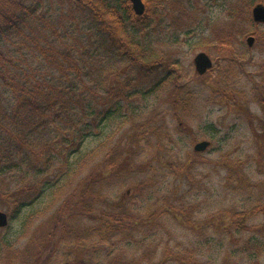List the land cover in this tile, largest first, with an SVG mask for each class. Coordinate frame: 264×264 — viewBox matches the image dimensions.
I'll use <instances>...</instances> for the list:
<instances>
[{
	"label": "trees",
	"instance_id": "trees-1",
	"mask_svg": "<svg viewBox=\"0 0 264 264\" xmlns=\"http://www.w3.org/2000/svg\"><path fill=\"white\" fill-rule=\"evenodd\" d=\"M143 1L145 10L139 15L129 0H60L68 7L71 18L74 13L84 17L86 30L72 24L70 27L75 31L69 35L62 22L68 17L57 15L56 11L50 13L49 0H0V177L11 171L30 174L39 159L48 165L59 163L67 173L72 170V164L82 158L77 155L72 159L73 155L80 154L88 138L99 137L113 116L128 120L131 115L134 119L137 106H132L129 96L137 93L135 84L141 79L130 74L119 77L117 68L111 66L116 62L128 64L129 71L138 69L141 78L156 73L157 79L149 88L151 91L166 81L174 84L179 75L177 59L166 60L157 50L147 47L145 35L142 36L154 16L151 0ZM252 4L255 3L251 1L246 7L251 5L252 8ZM244 18L258 24L252 19L251 9ZM247 32L249 30H239L241 36ZM232 37L230 32L225 33L222 38H217L216 46L219 49L236 46L239 56L243 42L235 43ZM101 48L105 57L100 56ZM75 50L79 52L74 53ZM112 79L114 85H110ZM184 100L189 105L187 99ZM174 115L178 117L176 113ZM133 128L132 137L138 138L148 132L141 131L138 121ZM145 138L151 142L148 136ZM196 139L194 136L193 140ZM166 140L170 142L168 138ZM163 147L159 145L157 149ZM96 151L90 149L85 155L93 156ZM193 151L195 157L201 153ZM151 159L144 157L134 164L138 168L148 166L150 171L145 178L142 176L128 185L131 188L129 194L120 190L114 195L113 192L102 194L109 205L115 206L112 210L87 202L86 197L95 194L91 191L92 183L86 187L80 201H71L74 194L68 192L61 202L62 210L58 209L49 217L52 228L42 242L54 237L57 246L63 245L61 248L69 253L65 252L62 260L71 264H142L140 258L130 254L129 245L136 241V230L145 227V264H263L264 241L259 237L253 241L252 237L243 239L244 231L255 227L247 225L246 221L250 215L261 212V203L240 211L226 207L214 209L215 215L228 219V224L222 228L234 240H240L232 249L223 241L213 245L211 236L206 240L213 248L207 249L193 239L170 246L168 240L162 239L165 231L150 232L156 225L153 221L162 214L172 215L174 219L180 215L189 221L186 206L197 205L190 203V198L185 195L174 194L164 179L168 173H163V179L156 177L155 170L150 167ZM110 160H107L108 166H117ZM187 163L184 160L179 165L171 164L173 178L177 177L178 170L188 169ZM100 168L89 171L86 178H95ZM186 174L188 179H194L191 171ZM35 183L13 192L11 218L42 196L44 187ZM118 183L119 187L123 184ZM155 196H161V203L153 211H140V206ZM107 203L105 206L108 207ZM77 215L80 217H75ZM87 217L89 222L84 220ZM45 222L48 223L47 219ZM42 242L33 244V253L20 254L15 250L7 264H38L45 248ZM9 244L4 241L1 245ZM207 250H214V255L210 257ZM77 251L81 259L70 255Z\"/></svg>",
	"mask_w": 264,
	"mask_h": 264
},
{
	"label": "rangeland",
	"instance_id": "rangeland-1",
	"mask_svg": "<svg viewBox=\"0 0 264 264\" xmlns=\"http://www.w3.org/2000/svg\"><path fill=\"white\" fill-rule=\"evenodd\" d=\"M251 1L264 4V0H151L150 9L154 16L142 36L145 35L147 47L157 50L166 60L177 59L179 75L173 81L176 86L166 81L151 91L149 88L157 79L156 73L141 78L138 69L129 71L128 64L116 62L111 66L117 68L119 77L130 74L141 79L135 84L137 93L129 96L132 106H137L134 119L131 115L128 120L113 116L99 137L88 138L80 154L73 155L72 159L77 155L82 158L74 162L72 170L67 173L59 163L48 165L35 159L30 174L11 171L0 177V209L7 216L14 211L11 202L14 191L35 182L36 186L44 187L42 196L34 204L13 218L9 216V223L0 228V264L9 263L15 250L20 254L34 252L33 244L45 240L52 228L49 217L62 210L61 202L70 191L74 194L71 201H80L92 183L91 191L95 194L86 197L87 202L94 207L114 209L115 206L109 205L102 194L113 192L114 195L119 190L129 194L131 188L128 185L142 176L145 178L150 171L148 166L138 168L134 164L149 156L152 157L150 167L155 170V176L163 179V173H168L164 179L174 194L185 195L190 198V203L197 204L193 208L186 206L189 221L180 215L174 219L172 215L162 214L153 221L156 225L150 232L156 229L165 231L162 239L168 240L170 246L193 239L207 249L218 241L232 249L240 240H234L222 228L228 224V219L215 215L214 209L226 207L240 211L261 203V212L247 219L246 224L255 227L244 231L243 239L252 237L253 241L259 237L264 241V24L245 20L244 14L251 9V5L246 7V4ZM48 5L51 6L50 13L56 11L57 15L68 17L62 22L69 35L75 31L74 27L82 29L84 17L74 13L71 18L66 4L49 0ZM72 24L74 27H70ZM243 29L249 32L241 36L239 30ZM83 30H86L85 26ZM227 32L232 34L235 43L243 42L244 48L239 47L242 50L239 56L236 46L231 49L216 46L217 38ZM249 34L255 38L251 47L246 46ZM68 41L72 39L69 37ZM199 51L206 52L213 62L212 68L203 74L197 73L193 62ZM100 56H104L103 49ZM111 84L114 85L113 79ZM137 121L141 123V131H148L138 138L131 136ZM147 136L150 143L145 138ZM194 136L196 140H193ZM200 140H208L210 144L195 157L193 146ZM159 145L164 146L163 149H157ZM90 149H97L95 155L86 156ZM109 159L117 166H108ZM184 160L188 162V169L178 170L177 177L173 178L171 164L179 165ZM100 166L96 177L88 180L87 173ZM186 171L194 173V179H188ZM118 182L123 183L122 186L119 187ZM200 182L205 186H200ZM160 203L161 196H155L143 203L140 211H153ZM179 203L184 205L185 202ZM65 209L67 211V206ZM84 220L89 222V218ZM136 231V241L129 245L130 254L145 264V227ZM210 236L213 237L212 241L209 240L212 244L206 240ZM48 239L42 242L45 248L38 264L69 262L62 260L64 253H68L61 248L63 245L57 246L54 237ZM4 241L10 244L1 245ZM212 251H206L210 257L214 255ZM70 255L81 259L79 251Z\"/></svg>",
	"mask_w": 264,
	"mask_h": 264
},
{
	"label": "water",
	"instance_id": "water-1",
	"mask_svg": "<svg viewBox=\"0 0 264 264\" xmlns=\"http://www.w3.org/2000/svg\"><path fill=\"white\" fill-rule=\"evenodd\" d=\"M132 4L133 9H135L136 14H142L144 12V3L142 0H129ZM252 19L255 22L264 23V4L256 3L251 9ZM254 36L250 35L246 38L247 45L253 46ZM194 66L196 71L199 74L205 73L208 69L212 68V58L204 51H199L195 54L193 58ZM210 144L208 140H200L194 143L193 149L195 151H203ZM8 216L7 214L0 209V227H4L8 224ZM63 264H71L69 262H64Z\"/></svg>",
	"mask_w": 264,
	"mask_h": 264
}]
</instances>
